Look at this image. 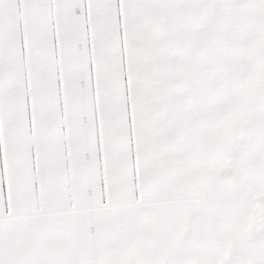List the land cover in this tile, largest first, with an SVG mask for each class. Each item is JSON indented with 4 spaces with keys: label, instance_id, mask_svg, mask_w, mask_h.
I'll return each instance as SVG.
<instances>
[{
    "label": "snow or ice",
    "instance_id": "obj_1",
    "mask_svg": "<svg viewBox=\"0 0 264 264\" xmlns=\"http://www.w3.org/2000/svg\"><path fill=\"white\" fill-rule=\"evenodd\" d=\"M0 264H264V0H0Z\"/></svg>",
    "mask_w": 264,
    "mask_h": 264
}]
</instances>
